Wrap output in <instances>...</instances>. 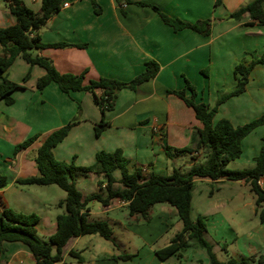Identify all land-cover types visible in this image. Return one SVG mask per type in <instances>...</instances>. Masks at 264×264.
Listing matches in <instances>:
<instances>
[{
	"label": "crops",
	"instance_id": "obj_1",
	"mask_svg": "<svg viewBox=\"0 0 264 264\" xmlns=\"http://www.w3.org/2000/svg\"><path fill=\"white\" fill-rule=\"evenodd\" d=\"M137 1L131 0L121 6L117 0H96L101 8L99 13L94 12L91 0L68 1L66 7L61 6L39 29L40 39L44 43L86 45L31 50L32 55L50 60L60 73H84V82L100 76L127 81L144 69L147 60L159 64L155 77L135 89L123 88L118 92L114 108L104 116L108 126L98 136L94 128L101 114L89 92L66 93L55 82L38 89L36 81L45 69L30 66L20 56L4 75L5 83H17L22 88L13 91L11 104H6L0 97V172L8 180L0 189V209L5 206L17 212L38 215L36 230L43 240L56 230V216L63 211L57 204L64 199L65 192L55 185H18L15 180L37 174L34 157L49 133L78 116V123L52 149L57 160L88 166L95 161L97 152L120 148L129 160L130 170L141 166L146 172L169 174L164 146L195 149L201 123L193 109L176 95L167 93V89L183 88L187 78L197 89V100L212 107L218 91H227L236 84V62L246 52L255 57L264 50V23L249 17L229 18L230 12L250 0H222L218 6H214V0H141L156 5L173 18L188 22L210 19L208 34L191 28L175 31L151 6L139 5ZM21 2L34 11L41 6V0ZM262 5L264 10V2ZM15 22L16 17L8 10L5 1L0 0V27ZM27 73L28 78L23 80ZM262 114L264 64L257 63L249 73L245 90L222 102L214 120L227 118L233 125H241ZM34 135L36 138L27 147L14 151L17 144ZM263 136L264 124L249 132L242 139L240 156L228 167H252ZM201 155L202 150L188 153L191 160L186 164L190 166L192 157L197 160ZM117 172L118 169L113 171L115 178L120 176ZM102 179L101 174L89 173L77 177L75 182L77 188L87 195L101 192L97 182ZM260 182L263 184L264 178ZM246 189L250 191L241 180L194 179L191 217L204 218L206 240L212 244L215 255L218 251L223 252L225 259L249 254L264 256V221L258 219L253 195L248 200L240 196ZM235 200L240 204L234 208L236 213L231 214V204ZM89 203V219L107 220L112 227L113 239L107 240L98 234L72 237L64 248L62 259L55 264H208V257L192 247L164 261L155 255V250L166 245L182 227L176 209L170 204L153 205L151 220L142 222L129 216L126 203L119 199H112L99 211ZM250 204L253 223L245 227V217L239 212ZM101 213L104 217H95ZM113 225H118L120 230L115 231ZM173 225L176 227L171 233ZM130 242L137 245L126 251ZM4 247L1 264L35 263L25 244L5 242ZM71 250L81 259L69 255ZM121 254H131L132 257L123 260L117 257Z\"/></svg>",
	"mask_w": 264,
	"mask_h": 264
},
{
	"label": "trees",
	"instance_id": "obj_2",
	"mask_svg": "<svg viewBox=\"0 0 264 264\" xmlns=\"http://www.w3.org/2000/svg\"><path fill=\"white\" fill-rule=\"evenodd\" d=\"M8 10L16 17L13 25L0 27V97L6 104H11V94L14 90L22 88L17 83H5L4 75L8 67L16 57L20 56L30 66L38 65L45 69V73L36 81V87L43 89L50 82L57 83L61 91H86L97 105L101 119L95 126V135L108 126L104 119L105 113L115 106L118 92L123 88L135 89L140 83L147 81L157 74L159 64L154 60H147L144 69L127 81L116 78L100 76L84 82V73H60L51 61L45 57L32 55L31 50L46 47L61 48L65 46L84 47L86 44H73L68 42L44 43L39 36V29L47 19L60 9L61 3L67 0H41L38 11L25 6L21 0H4ZM129 3L131 0H117ZM264 0H250L230 12L229 18L239 20L249 17L258 23H264ZM95 13L101 8L96 0H91ZM139 5L151 6L161 17L164 23L170 25L175 31L183 28H191L203 34L210 31V19L188 22L179 18H173L159 9L156 5L147 4L141 0ZM222 0H214V6H218ZM257 63L264 64V50L253 57L250 52L239 59L234 66V74L237 76L236 84L229 90L219 91L214 106L203 100H197L196 87L185 78V85L181 89H167V93L174 94L184 101L194 111L195 117L200 121L198 129V141L195 149L190 146L175 148L164 146V152L168 159L172 160L179 153H192L194 150H202L203 162L193 163L186 173L173 168L169 174L146 172L141 166L130 170L128 158L120 148L114 151H99L95 155V161L88 166L75 165L73 161L65 162L57 160L52 152L55 147L67 135L69 129L78 123L75 116L63 126L53 130L37 148L34 161L37 174L18 178V185H56L65 192L63 200L58 206L63 208L62 213L56 216V230L47 239L39 238L36 225L39 222L38 215L17 212L9 207L0 209V255L5 251V242H21L27 246L35 258L34 264H55L62 259L64 248L72 237L98 234L104 239L112 240L113 231L109 222L105 219H89L87 204L90 201H98L102 205H108L112 199L126 202L128 215L136 220L149 222L151 220V208L157 203H168L173 206L181 220L182 227L175 232L169 242L156 249L155 255L161 261L166 260L177 252L189 247H197L205 251L208 264H254L264 262V256L257 259L253 255L240 258L228 257L225 261L219 260L212 250V245L206 240L204 233L206 224L203 217L192 219L191 198L195 178H208L211 180H241L248 185L254 197V203L259 221H264V136L258 154L254 157V164L249 168L230 169L228 164L238 158L242 152V139L255 127L264 124V114L241 125H233L227 118L214 120L218 106L231 96L240 94L245 90L248 76ZM28 78V73L23 80ZM80 110V108H79ZM36 135L29 137L15 146V152L27 147ZM150 166V164H148ZM118 169L120 176L115 178L113 171ZM89 173L103 175L97 184L101 192H92L84 195L76 186V178ZM8 183L5 174L0 172V189ZM69 255L81 259L75 251H69ZM123 260L132 257L131 254L117 256ZM116 257V258H117ZM2 258L0 257V264Z\"/></svg>",
	"mask_w": 264,
	"mask_h": 264
},
{
	"label": "rangeland",
	"instance_id": "obj_3",
	"mask_svg": "<svg viewBox=\"0 0 264 264\" xmlns=\"http://www.w3.org/2000/svg\"><path fill=\"white\" fill-rule=\"evenodd\" d=\"M67 1H71V0H67ZM218 93H219V91H218ZM188 160H191L190 159V157L188 156V153H186V152H182V153H179L177 156H175L172 160H170V159H168V161H169V165H168V168L170 169V171H172V169L173 168H176V169H179L182 173H186L187 172V170H188V168H189V166H188V164H186V161H188ZM203 160H204V156L203 155H201V157H199L197 160H196V162H203ZM117 174H119L118 172H117ZM56 186V185H55ZM55 188H58V190H60L61 192H64L61 188H59V187H55ZM248 194H251L250 193V191H248L247 189L246 190H244V191H242V193H241V197H244L246 200H248L249 198H250V196H252V194L251 195H248ZM92 204H94L93 206H92V208L94 209V210H96V211H99V210H101L102 209V204L100 203V202H98V201H92V202H90L89 203V205L91 206ZM167 206H169L168 205V203H165ZM240 204V201H233L232 202V204H231V206H232V208H231V214H235L236 213V211L234 210V208L237 206V205H239ZM240 215H243L244 217H245V222L244 223H246V225H245V227H247V226H249V225H252V223L253 222H251V217H252V205L250 204V205H248V206H246L244 209H242L240 212ZM104 214H97L95 217H104L103 216ZM181 224V223H180ZM114 226V225H113ZM115 228V231H119L120 230V228H119V226L118 225H115L114 226ZM175 227H176V225H173V227H172V229H171V233H173V231H174V229H175ZM170 233V234H171ZM40 238V237H39ZM120 239V238H119ZM122 239V238H121ZM124 240L125 239H127V238H123ZM211 244V243H210ZM137 245V243H134V242H130L129 243V246L125 249L126 251H130V250H132L135 246ZM212 245V244H211ZM192 248H195L196 250L198 249V250H201L202 252H203V254H205L206 255V253H205V251L204 250H202V249H200V248H197V247H192ZM124 249H121L120 251H123ZM207 256V255H206ZM216 256H217V258L219 259V260H221V261H225L226 259L224 258V256H223V252H220V251H218L217 252V254H216ZM246 256H251L250 254L249 255H246ZM258 257H256L255 256V259H257ZM258 262L255 260L254 261V264H257Z\"/></svg>",
	"mask_w": 264,
	"mask_h": 264
},
{
	"label": "built area",
	"instance_id": "obj_4",
	"mask_svg": "<svg viewBox=\"0 0 264 264\" xmlns=\"http://www.w3.org/2000/svg\"><path fill=\"white\" fill-rule=\"evenodd\" d=\"M67 5H68V1H64L63 3H61L60 7H61V6L66 7ZM125 5H126L125 2H122V3H121V6H125ZM121 202L126 203V202H124V201H121Z\"/></svg>",
	"mask_w": 264,
	"mask_h": 264
}]
</instances>
